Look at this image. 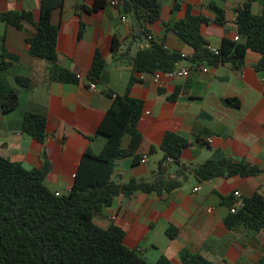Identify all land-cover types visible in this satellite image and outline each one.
<instances>
[{
    "label": "crops",
    "instance_id": "1",
    "mask_svg": "<svg viewBox=\"0 0 264 264\" xmlns=\"http://www.w3.org/2000/svg\"><path fill=\"white\" fill-rule=\"evenodd\" d=\"M55 1L61 2V8L51 15V24L57 29L54 66L77 77V83L50 80V65L27 56L23 42L33 32L29 26L14 32L0 24V62L4 64L0 67V94L13 93L18 99L15 111L0 114L1 158L26 171L40 170L44 154L46 184L65 195L81 154L86 149L96 153L103 144L96 130L104 113L115 97H126L142 104L136 124L141 141L135 163L128 159L116 164L114 183L150 182L161 160L158 147L166 133L189 144L178 163L188 170L215 158L264 170V73L254 71L258 58L249 53L241 66L192 69L186 61L192 49L170 31L183 19L186 6L191 7V15L212 19L205 6L214 3L223 10L225 23L221 27L211 23L201 26L199 34L207 49L217 50L222 40L236 37L233 11L244 0H157L158 20L147 28L151 41L182 58L176 70H188L186 79L161 77L157 84L152 83L150 75L136 74L128 65L129 58L145 49L148 41H131V24L120 10L105 4L87 12L95 0ZM39 5L40 0H0V16L23 12L35 22ZM252 11L256 14L258 7L253 5ZM112 41L127 49L125 61H111ZM95 52L101 55L104 69L92 84L94 91H90L85 77ZM19 78L28 81L25 89L13 83ZM171 97L173 100H168ZM25 113L44 116L45 138L41 144L21 133ZM126 145L127 138H123L122 149ZM142 158L144 165L139 163ZM167 174L173 179L170 171ZM255 193L264 201V175L218 178L201 184L188 177L169 194L118 197L92 223L102 230L110 225L122 228L123 246L137 250L148 264L160 258L179 264L181 251L212 264H256L264 258V232L240 226L227 232L223 226L229 206Z\"/></svg>",
    "mask_w": 264,
    "mask_h": 264
},
{
    "label": "trees",
    "instance_id": "2",
    "mask_svg": "<svg viewBox=\"0 0 264 264\" xmlns=\"http://www.w3.org/2000/svg\"><path fill=\"white\" fill-rule=\"evenodd\" d=\"M244 2L233 11L237 42L222 40L215 56L208 52L199 29L210 23L221 27L225 23L223 10L214 3H208L205 9L212 16L209 19L193 16L191 7H185L183 19L175 23L170 31L192 49L191 58L186 60L190 68L241 66L244 57L250 53L258 58L254 71L264 73V0ZM253 5L258 7L256 14L252 11ZM104 6V0H95L87 12ZM60 8V1L40 0L35 22L30 14L21 12L1 15L0 24L14 32H18L23 25L29 26L33 32L23 42L27 47V56L50 65V80L76 84L74 76L54 66L57 29L51 24V15ZM178 8V4L174 3L173 9ZM117 9L131 24V41H148L145 49L136 51L129 58L131 70L140 75L167 74L176 70L182 58L153 43L147 30L158 20L157 0H117ZM110 52L111 61L119 63L126 58L127 49L112 41ZM0 67H4L2 62ZM103 69L104 61L95 52L86 82L91 85L96 83ZM13 83L25 89L28 81L19 78ZM168 100H173V97ZM17 107L15 94H0L1 115L13 112ZM141 110L142 104L138 101L126 97L114 98L96 130V137L103 139L101 148L96 153L86 149L81 154L72 185L65 195L57 194L46 184L48 166L44 154L41 169L29 171L0 157V264H148L137 250H128L123 246L125 232L122 228L110 225L102 230L92 223L102 211L111 207L116 198L135 194H169L178 190L188 177L201 184L218 178L248 179L264 175V170L225 158L208 160L188 170L178 163L181 152L189 144L176 135L166 133L158 147L161 160L150 182L129 180L124 185L114 183L113 171L118 162L128 159L132 163L137 161L135 154L141 139L136 124ZM44 127V116L23 114L20 131L38 144L44 141ZM123 138H127L124 149L121 146ZM168 171L173 179L169 178ZM241 203V208L235 209L233 214H230L229 206L223 220L224 229L230 232L240 226L251 232H264V201L261 196L255 193ZM178 263L212 264L185 251L178 254ZM154 264L171 263L160 258ZM256 264H264V258Z\"/></svg>",
    "mask_w": 264,
    "mask_h": 264
},
{
    "label": "built area",
    "instance_id": "3",
    "mask_svg": "<svg viewBox=\"0 0 264 264\" xmlns=\"http://www.w3.org/2000/svg\"><path fill=\"white\" fill-rule=\"evenodd\" d=\"M105 4L112 8V9H116L117 8V0H104ZM150 39V38H148ZM233 42H237V38H233L232 40ZM209 53H211L212 55H216L217 54V50H214V49H207ZM188 76V70H174L173 72L171 73H167V74H162V73H159V72H155L153 73L152 75H150V78H151V81L153 84H157L159 79L161 77H164V78H167V79H173V78H179V79H186ZM75 79H78L77 77ZM89 90L90 91H94V86L93 85H89ZM147 115V114H146ZM140 165H144L145 164V158H142L140 161H139ZM166 163H170L169 160H166ZM197 191V189L195 190ZM57 196V194L55 195ZM238 194H234L233 195V198H236L238 199ZM242 206V203L241 201H237L233 207L230 209V214H233L234 213V210L237 209V208H241ZM109 220H113V219H109Z\"/></svg>",
    "mask_w": 264,
    "mask_h": 264
}]
</instances>
